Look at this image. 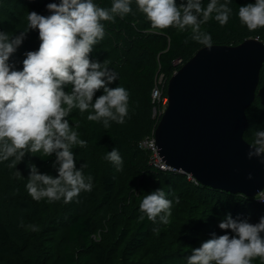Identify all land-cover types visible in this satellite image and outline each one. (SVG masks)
<instances>
[{
    "label": "rangeland",
    "instance_id": "rangeland-1",
    "mask_svg": "<svg viewBox=\"0 0 264 264\" xmlns=\"http://www.w3.org/2000/svg\"><path fill=\"white\" fill-rule=\"evenodd\" d=\"M0 2V32L7 33L11 38L28 29L27 17L30 12L50 15L47 4L59 3L60 0ZM113 2L114 0H93L97 6L108 9ZM208 3L210 0H201L204 8ZM131 8L132 11L123 18L116 15L114 21L101 22L105 35L93 46L89 59L106 62L107 67L115 73L121 71L127 61L134 69L143 64L155 66L154 82L160 91L166 83V90L171 76L167 81L162 77L158 71L160 68L157 56L169 48V38L161 29L151 27L146 15L138 10L133 1ZM188 28L191 27L185 29ZM37 35L38 29H30L16 52L10 56L8 63L14 70H22L26 53L35 51L34 38ZM139 45L146 48L137 49ZM149 47H154L156 52H150ZM184 62L183 59H177L173 64L181 66ZM108 87L114 88L110 84ZM64 90L71 92L72 85H66ZM103 94V89L97 91L93 102ZM261 99L264 102V94ZM162 104H167V97L162 99ZM162 109L163 107L156 104L154 109L149 110V117L156 118ZM248 110L246 114L249 116L251 113L248 114ZM94 114L91 106L83 112L74 107L66 119L70 129L76 131L89 115ZM159 119L160 117L158 121ZM97 123L106 128L103 119ZM106 129L120 138L121 147L118 152L123 161L122 170L118 171L117 166L101 153L87 150L75 161V165L77 170L82 164L86 165L82 172L85 177H92V190L82 191L69 203H65L63 199L50 201L48 198L37 201L31 197L26 187L30 177L29 165L33 164L30 157L25 156L16 168L9 167L14 157L7 161L0 160V201L3 205L4 221L14 238L21 235L22 240H31L26 253L19 258L4 255L0 258V264H5L8 259L19 264L18 261L26 258L33 259V264H67L66 254H73L74 264H82V256L67 240L64 215L69 213L92 218L94 240L106 243L109 236L113 237L107 264H187L191 250L199 247L202 242L213 236L234 235L230 230L219 227L220 222L227 216L253 224L264 218V203H258L255 198L247 199L240 194L201 189L189 176L174 171H161L154 167L151 152L137 147L139 142L153 138V130L150 134L151 129L146 122L136 118L134 114L125 117L122 124L110 121ZM255 139L256 131L252 127L246 133L245 140L254 145ZM57 169L49 168L47 174L56 178ZM17 171L21 173L20 176H17ZM110 173L115 175L116 185L110 199L105 203L101 178ZM157 189H162L166 198L172 201L169 222L164 224L157 217L146 231L139 232L137 219L143 213L140 203L145 195ZM261 195H264V189ZM90 264H95L93 259Z\"/></svg>",
    "mask_w": 264,
    "mask_h": 264
},
{
    "label": "clouds",
    "instance_id": "clouds-1",
    "mask_svg": "<svg viewBox=\"0 0 264 264\" xmlns=\"http://www.w3.org/2000/svg\"><path fill=\"white\" fill-rule=\"evenodd\" d=\"M135 3L153 29L191 27V38L209 49L211 35L202 32L200 25L211 19L213 13L215 20L224 25L231 11L227 4L218 5L217 0H210L206 8L202 7L201 0H186L179 6L176 0H135ZM131 4L132 0H114L108 9L97 6L93 0H60L47 4L50 15L30 12L28 29L19 35L10 38L0 32V160L14 157L9 167L16 168L27 153L42 152L46 157L55 153L53 166L59 165L56 178L41 174L35 165H29L26 187L37 201L48 198L69 203L82 191L92 190V177H85L82 172L86 165L82 164L79 170L75 165L73 146L84 147L86 141L79 139L66 119L74 107L83 112L91 106L95 114L89 115L88 120L103 119L106 128L110 121L122 124L128 115L127 90L120 86L108 87L117 80V74L106 62L90 60L89 54L105 35L101 22L114 21L116 15L123 18L132 11ZM238 15L249 30L264 28V0L241 6ZM30 29L39 31V49L27 52L23 69L14 70L8 63L9 58ZM69 84L72 90L66 92L65 86ZM100 89L104 94L93 102ZM250 148L249 159L264 156V131L256 133ZM106 159L118 171L122 170L123 161L116 148L107 153ZM16 174L21 175L19 171ZM252 178L249 173L247 179ZM171 206L172 201L166 198L165 192L157 189L145 195L139 207L149 220L155 222L159 217L167 224ZM219 227L234 235L213 236L202 242L191 250L187 264H252L257 257L264 261V218L253 224L234 220L229 215Z\"/></svg>",
    "mask_w": 264,
    "mask_h": 264
},
{
    "label": "water",
    "instance_id": "water-1",
    "mask_svg": "<svg viewBox=\"0 0 264 264\" xmlns=\"http://www.w3.org/2000/svg\"><path fill=\"white\" fill-rule=\"evenodd\" d=\"M264 66L257 38L197 50L169 78L167 104L153 131L158 156L202 187L245 198L264 189V156L248 158L246 111ZM249 173L252 179H247Z\"/></svg>",
    "mask_w": 264,
    "mask_h": 264
},
{
    "label": "trees",
    "instance_id": "trees-1",
    "mask_svg": "<svg viewBox=\"0 0 264 264\" xmlns=\"http://www.w3.org/2000/svg\"><path fill=\"white\" fill-rule=\"evenodd\" d=\"M132 1L135 2V0ZM184 2H186V0H176L177 6ZM217 2L218 5L227 4L231 11L229 13V19L224 25H221L217 20H215V13L212 14L211 19L200 25L202 32H206L211 35L212 45L236 46L246 39H264V28L249 30L246 25L241 23L238 15L239 8L241 6L246 5L247 3H254L255 0H217ZM161 31L169 38V48L157 56V63L160 68L158 71L162 74L165 81H167V79L180 67L173 64L177 61V59H183L186 62L197 50L205 45L191 38V28L178 30L172 26ZM34 39L36 51L39 49L41 41L39 39V35L35 36ZM185 41H187V43H185ZM142 47L144 49L146 48V46L139 45L137 49ZM148 50L153 53L156 52L154 47H149ZM155 70L156 67L149 64H143L134 69L127 61L124 68L116 73L117 80L110 84L114 88L120 86L127 90L129 93V100L128 115L126 117L134 114L136 118H140L141 121L146 122V125H148L151 129L150 134L152 133V130L154 131L158 123L159 114L157 113L156 118H151L149 117L150 115L148 112L151 108L154 109L156 104L160 107L163 106L162 99L167 97L165 90L166 83H164L161 98L158 101L151 98V91L156 86L154 82L156 74ZM263 94L264 70H262L260 74L255 101L248 110V114H251L249 116L246 114L249 123L247 132L252 127L255 128L256 133L264 131V102H262L261 99ZM139 103H141L142 106L139 107ZM76 132L79 139L86 141V146H73L72 151L76 158L75 161L80 159L81 156L89 149L101 153L104 157H106L107 153L112 151L113 148H116L118 151L120 150V138L110 130H107L99 125L97 121H90L87 119L86 122H83V124L76 130ZM25 156L32 159L33 165L37 167L41 174H47L49 168L59 167V165L53 166L56 161L55 153L49 157L44 156L42 152H37L35 154L27 153ZM115 185L116 177L113 173L102 176L101 188L104 193L105 203H107L110 199ZM197 185L196 186L198 188L217 192L216 190L202 187L199 184ZM141 216L144 218L140 219ZM64 217V222L67 228L68 243L73 245L82 256V264H90L91 259L94 260L95 264H107L109 250H111L110 243L113 237L109 236V238H107L109 241L107 240L106 243H102L100 240H94L92 238L93 220L89 216L79 213H69L65 214ZM152 223L153 221L149 220L146 214L142 213L137 219L139 232L146 231ZM30 242L31 240L29 239L26 240L23 238L22 240L21 235H18L15 238L12 236L11 231L4 221L3 205L0 201V258L4 255L5 257L19 258L23 253H26L27 250H29ZM65 257L67 264H74L73 254H66ZM7 261L8 262L5 264H15L11 261V259H8ZM18 263L33 264V259L26 258L23 261H18ZM252 264H264V261L257 257L253 260Z\"/></svg>",
    "mask_w": 264,
    "mask_h": 264
},
{
    "label": "built area",
    "instance_id": "built-area-1",
    "mask_svg": "<svg viewBox=\"0 0 264 264\" xmlns=\"http://www.w3.org/2000/svg\"><path fill=\"white\" fill-rule=\"evenodd\" d=\"M264 44V41H263ZM264 67V66H263ZM264 70V69H263ZM162 95V90H158V87L155 86L154 89L151 91V98L155 101H158L161 98ZM163 109L161 110L162 112L164 111V107H166V104L164 106H161L160 108ZM159 112V117H161L162 112ZM138 149L142 150V151H150L152 156L154 157V161H153V165L154 167H156L157 169L161 170V171H174L172 169H170L162 160L161 158L158 156L157 154V150H156V145L154 142V139L152 138L151 140H146L143 142H139L137 144ZM175 172V171H174ZM255 200L260 203L263 204L264 203V195H261V193H259L258 195H256Z\"/></svg>",
    "mask_w": 264,
    "mask_h": 264
}]
</instances>
